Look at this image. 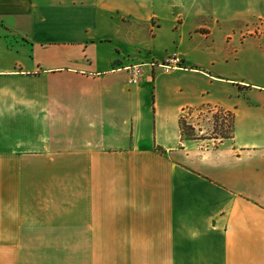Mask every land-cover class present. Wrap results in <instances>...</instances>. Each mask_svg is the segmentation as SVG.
Returning <instances> with one entry per match:
<instances>
[{
	"label": "crops",
	"instance_id": "obj_1",
	"mask_svg": "<svg viewBox=\"0 0 264 264\" xmlns=\"http://www.w3.org/2000/svg\"><path fill=\"white\" fill-rule=\"evenodd\" d=\"M165 7L0 0V264H264V72L203 65ZM261 37L238 49L264 55ZM203 106L230 137H184Z\"/></svg>",
	"mask_w": 264,
	"mask_h": 264
},
{
	"label": "rangeland",
	"instance_id": "obj_2",
	"mask_svg": "<svg viewBox=\"0 0 264 264\" xmlns=\"http://www.w3.org/2000/svg\"><path fill=\"white\" fill-rule=\"evenodd\" d=\"M162 1H165V6L171 3V8L165 7L160 20H177L186 26L189 24V32L201 36L199 48L192 51V55L202 61L203 65L211 62V70L216 69L228 75L238 74L245 78L250 77V74L264 72V55L257 43L256 47L247 51H244V47L239 50L237 46L238 40L243 38H263L261 36H264V9L243 7L245 0ZM165 31L168 32L167 29ZM163 47H171L168 38L161 37L158 48L160 52H164ZM175 56L179 61L171 68L184 67L183 58L177 53H164L157 66L163 72L171 70L162 65L174 64L167 59ZM140 73L139 68V75ZM180 127L186 138L207 139L204 140L207 144H217L226 138L225 135L231 136L232 115L215 107L190 108L185 110L184 116L180 118Z\"/></svg>",
	"mask_w": 264,
	"mask_h": 264
},
{
	"label": "built area",
	"instance_id": "obj_3",
	"mask_svg": "<svg viewBox=\"0 0 264 264\" xmlns=\"http://www.w3.org/2000/svg\"><path fill=\"white\" fill-rule=\"evenodd\" d=\"M167 61L171 62V63H174V64H165V65H162L164 66V68L168 69V68H171L173 65H175L176 62L179 61L178 57L175 56V57H172V58H168ZM129 77H128V82L129 83H135L137 81V77L139 75V68L137 66H133L130 68V71H129Z\"/></svg>",
	"mask_w": 264,
	"mask_h": 264
},
{
	"label": "trees",
	"instance_id": "obj_4",
	"mask_svg": "<svg viewBox=\"0 0 264 264\" xmlns=\"http://www.w3.org/2000/svg\"><path fill=\"white\" fill-rule=\"evenodd\" d=\"M224 137H230V135H225Z\"/></svg>",
	"mask_w": 264,
	"mask_h": 264
}]
</instances>
